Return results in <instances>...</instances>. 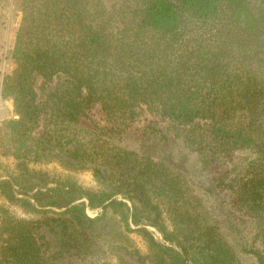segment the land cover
Returning a JSON list of instances; mask_svg holds the SVG:
<instances>
[{
	"label": "trees",
	"instance_id": "16d2710c",
	"mask_svg": "<svg viewBox=\"0 0 264 264\" xmlns=\"http://www.w3.org/2000/svg\"><path fill=\"white\" fill-rule=\"evenodd\" d=\"M12 59L2 96L16 116L2 121L0 147L17 172L0 193L31 217L0 207V264H98L108 252L119 264H247L214 212L264 240V0H22ZM142 106L154 117L132 148ZM172 139L202 172L237 151L250 158L198 185L162 158ZM69 154L101 189L29 166H68ZM251 253L264 264V241Z\"/></svg>",
	"mask_w": 264,
	"mask_h": 264
},
{
	"label": "rangeland",
	"instance_id": "374dc122",
	"mask_svg": "<svg viewBox=\"0 0 264 264\" xmlns=\"http://www.w3.org/2000/svg\"><path fill=\"white\" fill-rule=\"evenodd\" d=\"M22 19V0H0V126L4 119L15 117V107L12 98H4L2 96L3 80L6 74L11 73L15 68V63L12 59V53L16 41L17 29ZM57 81V79H56ZM54 83H48V85H55ZM45 85L44 77L36 75L34 79V87L37 90L40 97L43 96V87ZM94 118L102 124H106V118L100 106H96L93 109ZM154 117V114L150 111L147 106H142L140 109V115L137 122L128 130L125 137V143L130 147L134 148L138 146V143L142 141L143 128L149 123V120ZM176 140H170L165 143V151L162 152V158L167 161L170 159V165L176 169H181L192 183L198 185H213L219 176L227 170L235 174H241L242 169L250 154L246 151H237L234 153L231 159L223 160L213 164L202 172L200 167L197 169L192 165H185L184 158L181 159L179 156L178 146ZM5 148L0 147V178H5L7 172H17L16 158L11 154H4ZM173 153L176 155L173 157ZM173 158V159H172ZM172 160H174L172 162ZM30 168L39 171H49L57 169L62 166L56 161L44 162V163H30ZM181 167V168H180ZM51 180H71L78 183L80 186L86 189L99 190L101 184H99L91 168L86 169H70V173H48ZM4 206L9 209L13 214L19 217H31V214L26 213L20 206L11 204L1 193H0V207ZM99 209L88 208V213L92 217H96L99 214ZM227 211L215 210V214L218 216L216 220L220 221L225 232L229 235L233 244L237 248L241 258L245 260L247 264H253L256 262L254 255L251 251L261 249L263 245V237L259 230L252 224L244 219H237L231 212L230 216L226 215ZM148 228L154 232L156 238L162 242H165L162 235L152 226ZM135 246L145 256L151 253L147 241L138 233H132ZM103 260L97 261L98 264H119L118 259L115 255L109 252L106 255H102ZM106 259V261H104Z\"/></svg>",
	"mask_w": 264,
	"mask_h": 264
}]
</instances>
